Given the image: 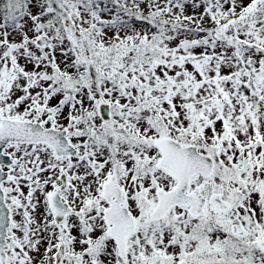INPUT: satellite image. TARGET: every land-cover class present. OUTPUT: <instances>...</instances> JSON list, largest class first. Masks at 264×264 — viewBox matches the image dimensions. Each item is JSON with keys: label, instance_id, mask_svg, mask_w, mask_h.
<instances>
[{"label": "snow or ice", "instance_id": "obj_1", "mask_svg": "<svg viewBox=\"0 0 264 264\" xmlns=\"http://www.w3.org/2000/svg\"><path fill=\"white\" fill-rule=\"evenodd\" d=\"M0 264H264V0H0Z\"/></svg>", "mask_w": 264, "mask_h": 264}]
</instances>
